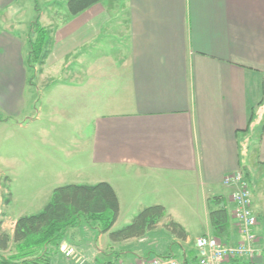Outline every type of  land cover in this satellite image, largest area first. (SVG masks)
I'll return each instance as SVG.
<instances>
[{"label":"crops","instance_id":"crops-1","mask_svg":"<svg viewBox=\"0 0 264 264\" xmlns=\"http://www.w3.org/2000/svg\"><path fill=\"white\" fill-rule=\"evenodd\" d=\"M25 14L20 0H0V122L26 117L42 123V109L36 118L28 111L36 84L73 86L79 108L92 105L94 117L90 135L81 132L65 156L75 154L79 172L82 162L91 166L95 179L88 183L114 187L119 216L122 198L138 202V209L161 204L167 211V219L139 238L113 241L85 223L64 243L74 244L85 264H134L175 256L178 249L183 264H199L196 240L213 234L209 198L217 195L230 218L222 240L239 242L232 188L223 178L248 168L252 179V166L264 178V0H102L73 16L66 0H46L37 14L42 26L54 27V43L39 74L27 62L37 16L24 20ZM53 73L62 77L54 80ZM252 132L258 140L251 166L245 154ZM50 137L43 128L30 142L49 146ZM60 163L53 167L61 171ZM8 194L1 193L2 206ZM253 206L259 255L226 264H264L262 195L253 194ZM5 217L3 228L12 236L17 218L9 225ZM169 219L184 228L185 240L164 227ZM137 239L143 247L133 245ZM53 264L73 263L57 254Z\"/></svg>","mask_w":264,"mask_h":264},{"label":"rangeland","instance_id":"rangeland-1","mask_svg":"<svg viewBox=\"0 0 264 264\" xmlns=\"http://www.w3.org/2000/svg\"><path fill=\"white\" fill-rule=\"evenodd\" d=\"M55 1L60 2V0ZM62 1L65 2V0ZM45 2L46 0H20V3H25L26 7V14L23 19H34L33 17L39 16L37 14L38 7L44 10ZM51 28L54 32V27L52 26ZM59 77H62L61 73L51 74V78L54 80ZM31 91L34 94L32 95L30 92L29 96L30 99L33 96V101L28 105V111L34 114L30 117L36 118L38 109H42V123L32 125L30 123L31 118L26 117L12 119L7 124L4 121L0 122V180L4 187L3 190L0 188V195L1 193H9L8 195H11L9 203L3 206L0 203V210L5 213V221H9V225L12 224V219L39 212L50 200L53 189L57 186L73 182L88 183V181H92L91 179H95L89 164L82 162L79 172L77 171L78 168H76L77 160L75 154H70L68 157L64 154V148H76V140L80 139L81 132L84 133L85 137H88L90 132H92L94 117L92 105H84L81 107V110L76 103V89L71 85L65 86L63 83L54 84L49 87L37 83L36 87ZM17 123H23L25 127L21 128ZM27 124H30L28 128H26ZM43 128H45L46 132H50V139L53 143L49 146L44 145L40 141L36 144L31 143L30 136L36 132H40ZM252 135L253 140L250 141L249 151L245 154L251 166L252 164L255 165L254 162L256 161L255 152L258 132H252ZM33 150L35 151L32 156L34 157L35 166L29 169V153ZM57 161L58 164L59 162L63 164L61 171L53 167ZM47 162H50L52 166L45 168L44 163ZM64 164L69 168L66 169ZM82 167L86 169H82ZM251 171L254 172L252 179L250 174L247 175L244 172V175L251 192H253L252 195L258 193L264 198V178L261 177L262 175H259L261 170L252 166ZM59 172H61V176L57 175ZM61 179H63V182H59ZM255 201V208L258 210L259 202L257 199ZM137 205H139L138 202H129L122 198V210L117 227L114 230L120 229L132 221L135 215L142 209H138ZM7 228L9 229L10 227ZM141 242V240L137 239L133 245L143 247V243ZM67 243L63 242L58 254L64 256L62 246H65ZM15 249L16 245L12 242L9 249L3 251V254L10 256V254L15 252ZM136 249H140V247ZM142 249L139 251L141 252ZM179 251L178 249L175 256L181 260L182 253ZM137 253H139L138 250Z\"/></svg>","mask_w":264,"mask_h":264},{"label":"trees","instance_id":"trees-1","mask_svg":"<svg viewBox=\"0 0 264 264\" xmlns=\"http://www.w3.org/2000/svg\"><path fill=\"white\" fill-rule=\"evenodd\" d=\"M100 1L102 0H66V4L69 14L73 16ZM28 39L30 51L27 62L30 66H38L37 72H40L54 43L53 30L42 26L37 16L30 26ZM242 170L245 174H250L248 168ZM9 200L7 197L4 202L9 203ZM209 205L213 234L226 240L230 218L224 197L217 195L209 198ZM119 209L118 195L107 181L57 186L53 189L50 200L39 212L17 218L12 236L3 228L4 213L0 214V264H53V257L60 252L63 242L69 239L71 229L85 223L98 228L101 233H109L113 241H123L142 237L167 219L165 207L155 204L141 209L122 228L112 230L118 219ZM164 227L181 240L187 237L184 228L173 219L167 220ZM11 241L16 249L7 256L1 251L8 250Z\"/></svg>","mask_w":264,"mask_h":264},{"label":"built area","instance_id":"built-area-1","mask_svg":"<svg viewBox=\"0 0 264 264\" xmlns=\"http://www.w3.org/2000/svg\"><path fill=\"white\" fill-rule=\"evenodd\" d=\"M223 183L232 188L233 217L239 227L242 239L237 243L227 244L213 234L198 237L196 245L199 264H226L230 259L253 260L260 252L257 245L259 219L254 210L253 195L244 172L238 169L227 174L223 178ZM62 253L73 264H85L87 261L84 254L72 244L63 245ZM134 264H183V262L171 255L141 259Z\"/></svg>","mask_w":264,"mask_h":264}]
</instances>
